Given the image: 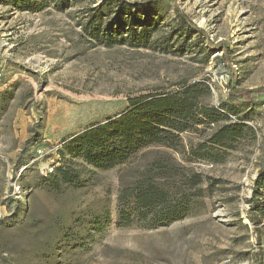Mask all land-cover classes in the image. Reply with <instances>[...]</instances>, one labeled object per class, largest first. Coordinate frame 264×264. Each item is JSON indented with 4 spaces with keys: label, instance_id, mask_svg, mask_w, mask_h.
I'll use <instances>...</instances> for the list:
<instances>
[{
    "label": "rangeland",
    "instance_id": "1",
    "mask_svg": "<svg viewBox=\"0 0 264 264\" xmlns=\"http://www.w3.org/2000/svg\"><path fill=\"white\" fill-rule=\"evenodd\" d=\"M102 1L78 0L66 9L60 0L37 1L43 9L23 11L0 0V264H258L261 253L264 264V215L253 210L254 201L264 202V189L254 197L264 171V95L241 103L228 90L231 79L243 89L264 88V0H151L163 9L166 27L147 49L92 40L83 26ZM177 9L217 47L223 45L207 63L200 50L207 46L198 48L196 38L178 54L160 46ZM194 81L209 82L211 105L238 108L256 138L238 144L220 164L154 149L107 172L83 165L81 189L48 191L43 179L70 159L64 143L124 112L129 96ZM184 139L195 144L202 138ZM157 152L169 153L215 187L203 209L183 221L158 230L118 228V191ZM103 209L109 222L97 232L90 215Z\"/></svg>",
    "mask_w": 264,
    "mask_h": 264
},
{
    "label": "trees",
    "instance_id": "2",
    "mask_svg": "<svg viewBox=\"0 0 264 264\" xmlns=\"http://www.w3.org/2000/svg\"><path fill=\"white\" fill-rule=\"evenodd\" d=\"M8 1L23 11H40L45 5H36L37 1L48 2ZM77 1L73 3L71 0H60V3L62 9H66ZM32 2L35 7H30ZM162 12L163 9L151 0H103L98 8L88 12L83 29L92 40L109 48L123 45L147 49L157 43L152 41L154 35H161L166 27L163 25L166 18ZM167 27H170L167 34L159 37L160 46L173 53L190 49L188 42L191 38H196L198 41L195 45L198 48L201 43L207 46L208 51L200 49L203 50L204 62L207 63L212 52L223 46L221 44L217 47L203 29L189 21L178 9L176 19ZM175 38L177 41H174ZM222 52L224 58H227L228 49L223 47ZM229 68L234 72L231 66ZM228 90L231 99L241 103H250L254 97L264 95V88L243 89L235 79H231ZM211 97L212 89L207 81L183 82L175 89L129 96V106L124 112L90 127L64 143L63 153L67 152L70 159L63 161L54 168V173L43 179L46 188L56 194L70 189L79 190L84 184V170L81 171L78 167L84 165V169L89 167L92 172H107L130 166L154 149L181 153L194 161L223 163L229 151L237 149V145L243 141L255 139L256 135L252 128L243 123L245 120L240 119L238 108L226 103L220 107L211 105ZM232 116L239 118L238 121L233 122ZM208 131L210 134L206 135ZM188 134L198 135L202 139L195 144H186L184 135ZM216 183L207 181L199 173L189 172L169 153L157 152L143 170L137 171L133 181L123 185L118 191L116 226L158 230L183 221L203 209L206 193ZM254 189V197H262L264 171L255 180ZM253 210L264 215V202L260 205L254 201ZM90 216L93 218L90 225H94V231L97 232L105 229L110 218L109 211L105 209ZM104 218L105 223H102ZM76 237L79 241L83 240L80 233ZM257 262L263 264L262 253Z\"/></svg>",
    "mask_w": 264,
    "mask_h": 264
},
{
    "label": "built area",
    "instance_id": "3",
    "mask_svg": "<svg viewBox=\"0 0 264 264\" xmlns=\"http://www.w3.org/2000/svg\"><path fill=\"white\" fill-rule=\"evenodd\" d=\"M14 193H15L16 195H20V187H15ZM1 216H2V214H1V212H0V218H1Z\"/></svg>",
    "mask_w": 264,
    "mask_h": 264
}]
</instances>
